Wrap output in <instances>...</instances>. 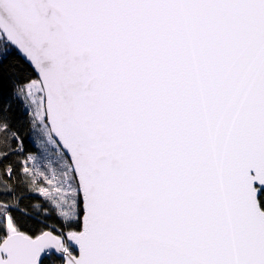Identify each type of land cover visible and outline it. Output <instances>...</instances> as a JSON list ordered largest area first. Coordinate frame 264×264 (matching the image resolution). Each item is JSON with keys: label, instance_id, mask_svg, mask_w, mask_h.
I'll use <instances>...</instances> for the list:
<instances>
[{"label": "snow or ice", "instance_id": "obj_1", "mask_svg": "<svg viewBox=\"0 0 264 264\" xmlns=\"http://www.w3.org/2000/svg\"><path fill=\"white\" fill-rule=\"evenodd\" d=\"M0 264H264V0H0Z\"/></svg>", "mask_w": 264, "mask_h": 264}, {"label": "trees", "instance_id": "obj_2", "mask_svg": "<svg viewBox=\"0 0 264 264\" xmlns=\"http://www.w3.org/2000/svg\"><path fill=\"white\" fill-rule=\"evenodd\" d=\"M25 132L27 133V128L26 127H25ZM27 143H28V147L30 149H32L35 153L38 152V149L35 147V145L32 143L31 140H28Z\"/></svg>", "mask_w": 264, "mask_h": 264}, {"label": "rangeland", "instance_id": "obj_3", "mask_svg": "<svg viewBox=\"0 0 264 264\" xmlns=\"http://www.w3.org/2000/svg\"><path fill=\"white\" fill-rule=\"evenodd\" d=\"M36 154L39 155V150H38V152Z\"/></svg>", "mask_w": 264, "mask_h": 264}]
</instances>
